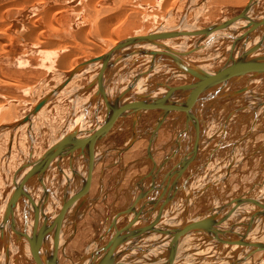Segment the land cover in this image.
<instances>
[{"label":"rangeland","instance_id":"rangeland-1","mask_svg":"<svg viewBox=\"0 0 264 264\" xmlns=\"http://www.w3.org/2000/svg\"><path fill=\"white\" fill-rule=\"evenodd\" d=\"M192 1L197 2L192 3ZM93 3H96L95 9H100L101 14L96 12L99 16L94 13V17L91 18L88 17L89 12L84 11L86 14H81L77 19L80 25L90 23L91 25L89 26H92V24L99 21L97 18L100 16V20L109 19L107 21L110 23L108 29L112 31L114 40L119 41L127 38L148 36L161 31V29L167 33L170 27L172 30V27L178 26L181 32L170 40V45L181 50V48L186 46H193L192 41H195L197 45L193 47V50H189L186 47L188 51H182L181 55L192 62V64L195 63L196 65H194L199 69L208 70V72L212 73L221 69L224 65H232L238 62V57L234 58L232 56L233 51L239 48L235 40L243 34L248 35L250 31L256 30L261 24L259 23L260 17L264 13V0H204V2L203 0H97ZM250 9L251 11H249ZM118 10L120 12L123 11V19L119 17L120 21L112 20L115 11L117 12ZM249 14L250 16H248ZM183 22H186L189 28L195 27L194 31L198 34L196 38L192 33L188 32L189 29L183 27ZM261 29L264 30V26ZM208 30H212L211 34ZM47 31L44 29L38 31V33L34 32L32 36L36 35L37 37H32L34 38L33 41L32 38H28L29 42L28 39L19 42L15 44L17 47L14 48L13 46L9 50L8 54L0 56V201L2 200L4 204L15 198L14 194L17 191V189L15 191V188H13L15 177L22 167L44 159L52 151L60 147L59 145L61 147L68 145L71 138V141H74L76 136H71L76 134L78 127L88 126L93 118L97 119L98 123L101 122L103 115L112 107L113 104L111 102L114 103L123 91L121 88L129 87L130 84L132 87L143 81L150 85L165 84L177 89L186 85L182 78L177 77L179 75L176 76L175 74L168 77L158 65L145 62L144 58L139 59L137 56H133L125 59L124 62L122 61V64L120 62L118 70H116L117 66H114L112 72L114 70L115 72L107 74L106 78L108 79L106 82L108 80L111 82L113 78L115 79V73L119 76L123 74L121 78H124V83L130 84L125 86L123 83L124 86L122 85L123 87L120 88L119 81L120 91L116 87L111 86V83L117 81V79L111 83L108 81V85L105 83L106 87H108L107 90L110 89L109 87L113 88L107 93L113 92L112 94L114 95L116 93V97L108 103L110 105L102 106V101L100 97L98 98L100 85L96 82L97 78L95 77L97 70L90 69L89 72H85L83 75H79L82 74L79 73L74 77L68 76L67 78L69 69L59 66L60 59L58 58H61V55L66 56V53H72L71 47H74V44L77 43L73 42L70 37L65 39L68 35L63 34L58 38L52 32ZM91 36L93 44L99 45L101 48H109L105 40L103 41L102 39L100 29L94 31ZM233 36L236 38L234 39ZM55 39L61 42H56ZM38 41L39 43H37ZM234 45H237V47ZM262 50L264 51V49ZM94 58V55L92 56L85 50L83 53L74 51L68 65L75 67ZM91 70H94V75ZM149 74L152 75L148 77ZM64 77L72 81L70 80L67 83V88L59 90L58 86ZM134 79L135 82L133 81ZM259 80L255 82L259 84L258 86L254 83L256 86L254 90L252 89L254 85L253 87L247 86V84L239 80V84L238 81H235L233 85H230V89H227V92L233 93V91L235 92L236 89L244 85L248 91L250 90L247 93L248 95L259 91V93H264V79L260 77ZM132 81L134 84L131 83ZM90 86H93L94 89ZM84 93H87V95ZM243 94L245 99L251 98L249 99L250 104L255 103L256 98H261V95L256 97L257 94L256 96ZM164 95L165 93H163V97ZM214 95H217L216 90L213 91L211 96ZM229 95L225 96L228 98L224 102H229L225 104L226 109H228L231 101L232 103L238 101L239 104V102L243 103L248 100L242 97L240 101L239 97L230 100L231 97L229 98ZM151 97L153 96L151 95ZM198 98L200 99L201 97ZM46 99H50V103L46 105L47 107L45 106L44 112L42 111L40 116L34 118L30 123L19 124L17 122L25 118L34 109L35 105ZM77 101L83 103L80 104ZM136 102L138 104V101ZM257 103L251 106H255ZM209 104H211L210 101ZM259 106L263 107L262 105ZM223 107L221 108L222 110L225 109ZM133 108L136 110L135 106L127 104L124 109H120L116 120L113 121L106 132L101 133L100 138L89 145H92V148H86L84 152L75 154L71 159L63 163L62 167L54 168V172L51 169L49 172L47 170V173L38 177L39 179L36 178L33 183L34 187H31L30 195L42 200L43 204L54 212L53 215L60 224H58L60 243L58 264H85L88 260L94 258L97 252L102 247H105L107 241L118 236L117 234L122 228L124 229L120 234L132 226L127 215L122 217L132 208L137 211L143 210L137 212V216L134 217L137 224L146 217L145 226H153L164 216L163 204L156 203L153 207L148 206L153 203L151 200L155 195L157 197L160 191V189L153 190V186L160 184L164 160L170 153L171 146L178 132L180 129L181 131L191 129L193 118L188 109L184 114H179V112L167 111L166 107L152 109V111L151 109L150 111L144 110L142 111L143 113L141 110L138 113ZM256 109L250 108V110L246 111L250 115L241 111L242 114L234 116L237 118L233 117L231 124L225 126L228 129L224 128L226 132L222 134H227L225 135L226 139L220 142L222 146L220 147V143L214 145L215 148L217 147V152H215L218 154L207 156L203 154L201 156L203 159L200 158L199 161L200 164L197 163L195 168L190 170V174L186 176V188L188 191L190 190L189 188L194 191L189 203V206L191 205L189 208L190 212L185 213L186 215L189 214L191 221L193 220L188 223V226L190 224L189 228L196 226V224L202 225V223L208 227L209 224H206L208 221L206 218L210 217L212 220L217 212L219 213L220 210H216L219 206L223 209L231 206L235 213L231 212L230 215L218 220L217 223L215 221L213 226L231 224L234 220L240 218L239 213L236 211L238 209L234 207L235 204L248 197L250 198V196L252 197L254 194L257 195V191L264 186V111L262 108L257 107ZM222 110L220 112L223 115L229 111ZM88 111L90 115L87 114ZM164 112L168 114L166 115ZM201 112L203 113V111ZM221 113L219 114L220 116L216 115V121L218 117L222 118ZM256 116L259 119L260 129L257 128L256 133L252 138H248V141H243L242 136L247 135V131L252 129V124L257 120ZM164 117L166 120L162 122ZM80 119L83 120L82 123L81 121L79 122ZM219 120L214 124V129L219 125ZM73 122L80 123L74 133L71 132L73 126H76L75 124L73 125ZM130 142L132 145L129 147ZM188 146H190L189 143H186L183 149H179V154ZM121 150H123V154L120 156L118 152ZM225 166L227 173L226 177H223L224 174L222 172L225 171L223 169ZM220 174L222 175L220 176ZM210 182L211 184H209ZM212 182L215 185H212ZM204 184H209V187L208 185L205 187ZM197 185L199 187L202 185L200 188L203 187V195L201 196V192L198 194L201 190L198 191L193 188ZM11 186H13L12 189L10 188ZM10 189L13 192L9 193L11 195L9 199L7 195ZM142 193L149 200L146 199L145 202L144 199H141L139 195ZM152 193H154L153 196ZM180 202L181 200L176 203L180 206ZM141 203L148 206V208L143 209ZM39 207L42 208V206ZM0 208L4 209L2 206ZM32 209L24 208V211L18 212L17 216L14 217L18 218V220L14 221V226L12 225L10 229L11 238L6 245L8 247L6 248L4 243L0 242V253L3 249L10 248L11 255L9 256H11V259L9 260L10 262L7 259L8 263L6 264H43V247L45 245L41 240L44 238L43 233H46L44 222H47V216L43 218L45 220L43 222V220L39 219V213L36 209ZM181 211H183L182 208ZM248 213L251 215L252 211L249 210ZM205 220L207 221L205 222ZM260 223L264 224V219ZM258 225L255 226L253 235L256 236L255 231L256 233L259 231L260 233H258L262 234L260 239L264 240V225L263 227ZM171 236L173 235L166 234L165 237ZM210 240L212 239L209 236L203 234H198L193 239L189 237V243L183 244V248L182 246L180 247L182 250L178 251L175 257L169 259V262L170 260L173 261L170 264H264V252L257 251L251 257L245 258L235 252L232 253V250L228 248V251L222 246L220 248L218 244L210 242ZM190 241H194V243ZM186 250H189V252L187 253ZM153 251L150 255L158 257L161 253V250ZM2 258L0 257V264H5L3 261L1 262ZM176 258H179V260Z\"/></svg>","mask_w":264,"mask_h":264},{"label":"bare ground","instance_id":"bare-ground-1","mask_svg":"<svg viewBox=\"0 0 264 264\" xmlns=\"http://www.w3.org/2000/svg\"><path fill=\"white\" fill-rule=\"evenodd\" d=\"M96 1L97 0H0V56H3L6 53L8 54V52H10L9 50L11 48H13V46H14V48L17 47V46H15V44L22 42L24 40H27L28 38L37 37L36 35L32 36V34L34 32L38 33V31H40V30H44V29L48 30V31L52 32L54 34V36H58V38L60 37V35H63V34L68 35V37L66 36L67 38H65V39H68L70 37V38H72L73 42L78 44V45L74 44V47H71L72 48L71 51H73V52L77 51V52L83 53L85 50V51L89 52L90 54H92V56L94 55L95 58L90 59V61H87L85 63L78 64L74 67L72 65H68L70 57L73 56V52L72 53H66L67 54L66 56L61 55L60 56L61 58H58V59H60L59 66H62L64 68L67 67V70L69 69L67 78H68V76L74 77L76 74H79V73H82L79 75H83V73L89 72L90 69L97 70V72H96L97 74L95 75V77L97 79L95 77L94 78L97 80L96 82H98L100 85L98 98L100 97V99L102 101V106H105V107H106V105H110L108 103L111 102V100L113 101V99L116 97V93L114 95V94H112L113 93L112 91H110L112 93H107V91L109 92V90L112 88V87H109L110 89L107 90L108 87H106V86L108 85V81H109L108 80L106 82V80L108 79V78H106L107 74H112L113 72H115V70L112 72V69L114 68V66H117L116 70H118V68H119L118 65H120L119 64L120 62L122 64V61L124 62L125 59L131 58L133 56H137V58H139V59L144 58L145 62H151V63H154L155 65H158L160 68H162V70H163L162 72L165 73V75H167L168 77L174 76L175 74H176V76L179 75L177 77L182 78L185 81L186 85L177 89L174 87L167 86L165 84L150 85V84H146L143 81V82L135 84L132 87L130 86L131 85L130 83H127V84H130L129 87H125L123 89V88H121L124 86L123 85L124 78H121V76H123V74L121 76H119V75L114 73V76L116 75L115 79H117V81L112 82L115 79L113 77H111V78H113V80L111 81L112 83L110 81L109 82L112 84L111 86L116 87L117 90H120V88H121L123 91L119 95L118 99L116 101L114 100L115 101L114 103L111 102L113 105H112V107H110L109 111L106 112L107 109H106V111H104V112H106V114L104 113L105 115H103L101 122L98 123V120L93 118L92 121L88 124V126L92 125L91 127H88V126L78 127L77 131H76L77 125H80V123L73 122V125L74 124L76 125L75 127L72 125L73 130L71 131L73 133L76 131V134L71 136V137L76 136L74 141H71L72 138L70 137L71 138L70 142L69 143L67 142L68 145L63 146V147H61V145H59L60 147H58L56 150L52 151L48 156H46L44 159H42L45 161L44 165H40V161H42V160H39L33 164H28V165L22 167L20 169V171L17 173V175L15 177L14 187L13 186L10 187L11 189H12V187L15 188V191L17 189L16 192L14 191L15 192L14 195L16 198H12V200H10V202H7V204H4L2 200L0 201V206L4 207V209L0 208V242L2 241L5 245V247L7 248L8 246H6V245L9 243V240L11 238L10 229H11L12 225L14 226V224H13L14 221L18 220V218H14V217L17 216L18 212L24 211L23 210L24 208L25 209L28 208V210H30V209L33 210L32 208H34L39 213V219L43 220V218L44 217L46 218V216H47V222L45 220H43V222L45 221L44 224L46 225V233H43L44 238H43V240H41V241H43V244L45 245V247H43L44 252H43V261L42 262H43V264H58V256H59L58 249L60 246L59 235H58V233H59L58 224L59 223L56 220L55 216L53 215L54 212H52L47 206H45L43 204L42 200H40L36 197H33L34 195L33 196L30 195L31 189L34 187L33 183L36 180V178L42 176L41 174L47 173V170H48V172L51 170H52V172H54L53 171L54 168L62 167L63 163H65L68 159H71L75 154H77V153L79 154L81 152H84V150L86 148H88V149L92 148L93 146L92 145L89 146V145L91 143H93V141L96 142L97 139L100 138L101 133L103 134L104 132H106V130L113 123V121L116 120V116L118 115L119 110L122 108L124 109V107L127 104L130 106L133 105V107L135 106L137 111L134 110V108H133V110L138 112V113L140 110H141V112L144 110L150 111V109L152 111V109H162V108L166 107L167 111L179 112V114L180 113L184 114L187 111L186 109H184V105H188L185 107H188L187 109L191 113V116L193 118L192 128L189 129V126H188L189 130L181 131V129H180V131L178 132V135L176 136V139L174 140L173 145L171 146V151H170V153H168V156L164 160V163H163L164 165L162 166V171H161L162 172L161 173L162 179H160V184H157V186L156 185L153 186V190L154 189H156V190L160 189V191H159V193L157 192L158 193L157 197L155 195L153 197V199L151 200V202H153V203L148 205L150 207H153V205L156 203L163 204L162 209H164V216L165 217L162 216L160 218L159 222L157 224L155 223V225H153L154 223L152 222L153 226H145V224L147 222L146 217L139 224H137L135 222V219H134V217L137 216L136 213L143 211V210L139 209L140 211H137L134 208L130 209V211L128 213L124 214L122 217L127 215V217L130 218L129 220L132 223L131 224L132 226L129 229L123 231L121 233V235L119 234L120 236H117L116 238H114V245L111 249L107 246L102 247V249H100L97 252L95 257L88 260L87 263H85V264H93V263L100 261V259L103 258V255L105 253H107L109 251V249L111 250L110 258L108 260L109 263L114 262V264H156V263H158V264H170V262H173V261L170 260V262H169V259H172L173 257H175V255H177V252L182 250L180 247L182 246V248H183V244L188 242L189 237L191 238L192 236H194L196 234L207 235L212 239V240H210V242H214V243L218 244L220 246V248H222V247L226 248V249L228 248L229 250H232V253L235 252L239 255L244 256L245 258L251 257V255L255 254L257 251L264 252V240L260 239V236L262 234H259L260 233L259 231H257V233L255 231L256 236L253 235L254 234L253 231L256 228L255 226H257L259 224L258 226L262 227L264 225V224L261 225L260 221L258 222V220L260 218H264V186H262L259 189V191H257L258 192L257 195L254 194L252 197L250 196V198L248 197L247 199L239 202L238 204H235V206L233 205L234 207H236V209H238L236 211H237V213H239L238 215L240 218H238L237 220H234V222H232L231 224H228L227 222H225L223 220L228 225L223 224V225L213 226V223L215 221L217 223L218 220H220V219L222 220V219L226 218V216L230 215L231 212L235 213L234 212L235 210H233V207H231V206L226 207L225 209L221 208V206L217 207L216 210L217 211L220 210L219 213L217 212V214L212 218V220L210 217L206 218L208 221L205 220V222L207 221L206 224L207 225L209 224L208 227L205 226L204 223H202V225L196 224V226H192L189 228L190 224L188 226V223L192 222L193 220L191 221L190 220L191 218L189 219V217H190V216H188L189 214L188 215L185 214L186 212H190L189 208L191 205L189 206V203H190V199L192 198V195H193L192 193L194 192L191 190V188H189L190 189L189 191L186 188L187 186H186L185 179H186V176H188L190 174V172H191L190 170L195 168V165L197 163H199L200 158H201V156H203V154H205L206 156L207 155H215V153L217 152L216 151L217 147L215 148L214 145L219 144L220 142H222L226 139L225 135L227 133L225 135L222 133L226 132V131H224L226 129L225 126L226 125L229 126V124H231L230 122H232L234 116H238L239 114H242V112L247 113L246 111L250 110V108L256 109L259 105L264 106V93H259L260 91L258 93H255V94H257V97H258V95H261V99H262L261 101L262 102L256 104L255 106H251L252 104H255V103L250 104L249 99H251V98H249V99L247 98L248 100L245 99V96L243 93L247 94V93H249L250 90L248 91L247 87H245L244 85L243 86L240 85L241 87L239 89H236L235 92L233 91V93L230 92L231 94L229 92H227V89H230V85L231 84L233 85V83H235V81H238V84H239V80H241L244 84H247V86L250 85L253 87V85H254L253 88L249 87V88H252L254 90L256 87L255 84H257V86L259 85L258 83H255V82H258L260 77H262V79H264V67L252 68L251 70H248L245 72H237V71L233 70V66H237V65L243 64V63L252 62V63H257V65H259V66L264 65V51L262 50V49H264V41H263L264 40V30L261 29V27L264 26V13H263V16L260 17L259 23H261V24H259L260 26H258L256 28V30L250 31L248 33V35L243 34L240 37H238L237 40H235V42L238 44L239 48L233 51L232 56H234V58L238 57V59H239L238 62H236L235 64H232V65H226V66L224 65V67H222L221 69L212 73V72H208V70L199 69L198 67L195 66L196 65L195 63H194L195 65L192 64V62H190L188 59H185V57L181 55L182 51L187 52L188 49L193 50V47H195V45H197L195 41L191 40L194 45L193 46L189 45L188 47L186 46L188 49L186 47H184V48H181V50H180L177 47L170 45L171 44L170 40L172 38H174L177 33L179 34L181 32L180 28L178 26L172 27V30L170 27V29H169V31H167V33L163 32V30L161 29V31H157L156 33H152L151 35L149 34L148 36H146V37L150 38L149 40L141 38V37H145V36H140V38H138V37L129 38V39L124 38L125 40L119 41L116 39L114 40V38L112 37V31L108 29V26H110V23H108L107 21H109V19L100 20V17H101L100 16L99 18H97V20L99 19V21L98 22L96 21L97 23L92 24V26H89V25H91L90 23L80 25V23L77 21V19L80 17L81 14L83 15V14H86V12H89L88 17H91V18L94 17L93 15L96 12L98 14H101L100 9H95L96 3H93V2H96ZM194 2L196 3L197 1H192V3H194ZM203 2H204V0H203ZM119 10H121V9H119ZM119 10L117 12L115 11L114 17H112L113 18L112 20H114V19H115V21L119 20V17H120V19L121 18L123 19V15H122L123 11L120 12ZM84 11H86V12L84 13ZM249 11H251V9ZM248 16H250V14ZM84 23H86V22H84ZM191 26H193V25H191ZM183 27H185V29H189L188 32L192 33V35H194L195 38L198 36V34L194 31L195 27L189 28L187 26L186 22L185 23L183 22ZM99 29H100V34L103 37L102 38L103 41L105 40V42L108 44L109 48H106V47L101 48L99 45L93 44V41L91 40V37H92L91 34L94 31H98ZM257 29H258V31H257ZM212 30H208L210 32V34H211ZM40 33H42V32H40ZM234 36H233V38H234ZM33 39L34 38H32V41H33ZM37 40H39V38H37ZM29 41L30 40L28 39V42ZM58 41H60V40H58ZM58 41L56 40V42H58ZM64 42H65V40H64ZM67 42H69V41H67ZM37 43H39V41ZM235 47H237V45ZM260 47H262L261 50H260ZM47 48H49V47L47 46ZM233 49H235V48H233ZM68 54H70V55H68ZM205 68H207V67H205ZM94 70H91V73L93 75H94V73H93ZM219 71H222V73L225 72L226 74L219 77L220 76V73H218ZM86 75H87V73H86ZM151 75L152 74H149L148 77H150ZM214 75H218V77H215ZM91 77H92V75H91ZM67 78L64 77V79H63L64 82L62 81L60 83V85L58 86L59 90H62L63 88H65L67 86V83L71 80V79L68 80ZM90 79L95 80L93 78H90ZM129 81H131V80H129ZM133 81L135 82V79ZM133 81L131 83H133ZM138 81H140V80H138ZM118 82L120 83V88H119ZM126 82H128V81H126ZM105 83H107V85ZM127 84H125V86ZM95 85H96V83H95ZM189 85L191 88L188 87ZM90 87H92L94 89L93 86H90ZM92 88H91V90H92ZM115 90H113V91H115ZM214 90L217 91V95L211 96ZM246 91H248V92H246ZM163 93H165L164 97H163ZM84 94L87 95V93H84ZM251 94H253V92ZM251 94H249V95H251ZM151 95L153 97H151ZM227 95H229V98L231 97L230 100H232V98L236 99L237 97H239L238 99L240 101V98L242 97L243 99H245L247 101L243 102V100L241 99L243 103L239 102V104H238V101H236V103H234V102L232 103V101H231L228 109H226L225 104L229 103V102H224V101H227L228 97L227 98L225 97ZM198 97H201L200 99H203V101L201 102V100ZM223 99H226V100H223ZM85 101H87V100H85ZM136 101H138L139 105L137 104ZM209 101L211 104H209ZM228 101H229V99H228ZM77 102L80 104L83 103L81 101H77ZM49 103H50V99L43 100L40 104L35 105L34 109L25 118H23L22 120L17 121V122H19V124L30 123L31 121L34 120V118H36L42 114L41 112L43 111L45 106ZM76 106H78V105H76ZM76 106H74V107H76ZM223 106L225 107L226 110H229V111L225 112L224 115L220 112V110H222L221 108ZM208 107H210V109H208ZM225 109H223V110H225ZM262 109H264V108H262ZM85 111H87V110H85ZM201 111H203V113ZM189 112H187V113H189ZM82 113H83V110H82ZM164 113H166V115L168 114L167 112H164ZM220 113L222 114V118L218 117V119H220L219 120L220 123L218 125L219 127H216V128H218L216 130L217 133L214 135L213 134L214 131L212 130L213 126H214L213 124H215L218 121V119L216 121V115H219ZM83 114L85 115V112ZM87 114L90 115V112L88 111ZM247 114H249V113H247ZM234 118L236 119L237 117H234ZM247 118H249V117H247ZM80 121H81V123L83 122V120H81V119L79 120V122ZM19 124L17 123V125H19ZM257 124L258 123H256V122H254L252 124L253 125L252 129L247 131V133L249 135L247 134V135L242 137L243 141H248V138L250 139L253 137V135L256 133L257 128H259L257 126ZM86 127H88V128H86ZM71 132H69V133H71ZM154 134H155V132H154ZM65 135H67V134H65ZM63 142H64V140H63ZM131 142L129 144V147L132 145ZM186 143H189L190 146H188L186 149L181 151V153L179 154V151H180L179 149H183V147L185 146ZM220 144H221L220 145V147H221L222 143H220ZM238 145H239V142H238ZM244 145H245V143H244ZM151 149H153V148L151 147ZM123 150L119 151L118 155L121 156L123 154ZM218 151H220V150H218ZM216 154H218V153H216ZM102 156H103V154H102ZM235 156H236V154H235ZM201 159H203V158H201ZM207 159H208V157H207ZM209 159H211V158H209ZM234 159H235V157H234ZM236 161H238V160H236ZM163 167H164V169H163ZM223 169L225 171L222 170L224 172H222V171L221 172H222V174H224L223 177H226V173H227L226 166ZM217 171H218V169H217ZM31 172H33V173H31ZM158 174H159V172H158ZM222 174H220V176ZM194 176H196V175H194ZM147 178H150V177H147ZM213 182H214V180H213ZM213 182H212V185H215ZM209 184H211V182ZM209 184H206V185L204 184V185H205V187L207 185L209 187ZM200 187L197 185L193 188H194V190H198V191L201 190L199 192L197 191L198 194L201 192L200 193V196H201V195H203L202 194V190H203L202 188L203 187L202 188H200ZM11 189L8 190L9 192L7 191L8 192L7 198H9V199L11 198L10 197L11 195H9V193L13 192V190L11 191ZM182 191L184 192V196L181 197ZM197 192H195V193H197ZM153 195H154V193H152V196ZM139 197L141 199H144L146 202L147 198L145 197L144 193L140 194ZM178 199L181 200L180 206H178L179 204H177L179 201ZM147 200H149V199H147ZM37 205L42 206V208L37 206ZM141 205H142L143 209L148 208V206H146L145 204L141 203ZM181 208L183 211H181ZM247 209L252 211L251 215H249L250 213H248L249 210H247ZM234 217H236V216H234ZM209 218H210V220H209ZM232 219H234V218H232ZM18 223H19V221H18ZM16 225H18V224H16ZM228 230H229V233L227 232ZM166 234H170L173 236L165 237ZM258 235H259V237H258ZM193 238L194 237H192V239ZM204 240H206V239H204ZM110 241H112V240H110ZM194 241H197V240H194ZM194 241H190V242L194 243ZM54 242H57L56 248L53 245ZM157 243H159V245L161 247L165 248L164 250H161V253L158 257L154 256V255H150L151 252H154L153 251L154 248L156 251L159 250ZM215 246H217V245H215ZM199 248H201V247H199ZM228 249H227V251H228ZM201 250H203V249H201ZM186 251H187V253L189 252V250H186ZM186 251H185V253H186ZM191 251H192V249H191ZM2 253H3V256H2ZM124 253H127V255H125ZM0 254H1L0 257L1 258L3 257L1 259V262L3 261V263H5V264L8 263L7 259H8V261L11 259V256H9V255H11L10 248H8L6 250L3 249V251H1ZM231 255H233V254H231ZM21 257H23V256H21ZM208 257H209V255H208ZM231 258H232V256H231ZM176 259L179 260V258H176ZM244 261L246 263L245 259H244ZM79 264H81V263H79Z\"/></svg>","mask_w":264,"mask_h":264},{"label":"water","instance_id":"water-1","mask_svg":"<svg viewBox=\"0 0 264 264\" xmlns=\"http://www.w3.org/2000/svg\"><path fill=\"white\" fill-rule=\"evenodd\" d=\"M138 38H140V37H138ZM142 39H150V38H148V37H141ZM260 67H264V65L263 66H259V65H257V63H252V62H250V63H243V64H239V65H237V66H233V70H235V71H237V72H245V71H248V70H251L252 68H260ZM218 73H220V76L219 77H221V76H223L224 74H226L225 72H223L222 73V71H219ZM215 77H218V75H214ZM188 87H190V85L188 86ZM191 88V87H190ZM44 163H45V161L44 160H42V161H40V165H44ZM39 166V165H38ZM16 198V197H15ZM124 228H122V230H123ZM121 230V231H122ZM211 230V229H210ZM120 231V232H121ZM120 232L117 234L118 236H120L121 234H120ZM120 234V235H119ZM54 247L56 248L57 247V242H54ZM113 245H114V239H112V241H107V243L105 244V246H107V247H109L110 249L113 247ZM54 248V249H55ZM109 249V251L107 252V253H105L104 255H103V258L102 259H100V261H98V262H96V263H93V264H114V262H111V263H109L108 262V260H109V258H110V254H111V250ZM125 252V251H124ZM125 255H127V253H124Z\"/></svg>","mask_w":264,"mask_h":264},{"label":"crops","instance_id":"crops-1","mask_svg":"<svg viewBox=\"0 0 264 264\" xmlns=\"http://www.w3.org/2000/svg\"><path fill=\"white\" fill-rule=\"evenodd\" d=\"M261 56H262V55H261ZM253 95H254V94H253ZM255 95H256V94H255ZM255 95H254V96H255ZM256 97H257V96H256ZM256 97H255V98H256ZM261 100H262L261 98H258V99L256 98V101H257L258 103L262 102ZM202 101H203V99L201 100V102H202ZM256 101H255V103H257ZM258 103H257V104H258ZM202 104H203V103H202ZM187 106H188V105H187ZM184 108L187 110V108H186L185 106H184ZM258 108L261 109V108H264V106H263V107L258 106ZM208 109H210V107H208ZM256 110H257V109H256ZM258 110H259V109H258ZM160 111H161V110H160ZM263 111H264V109H263ZM161 112H162V111H161ZM258 112H259V111H258ZM165 117H166V116H165ZM165 117H164V119H163V122L166 120ZM190 117H191V116H190ZM256 117H257V120H255V121H256V123H258V120H259V119H258V116H256ZM253 121H254V120H253ZM213 125H214V124H213ZM257 126L259 127L260 124H257ZM217 127H219V126H217ZM217 129H218V128H215V129L213 128V129H212V130L214 131V133H213L214 135L217 133V131H216ZM156 133H157V132H156ZM242 137H243V136H242ZM238 142H239V141H238ZM185 193H186V192H185ZM182 196H184V192H183V191H182V195H181V197H182ZM178 206H179V205H178ZM183 206H184V205H183ZM263 219H264V218H260V219L258 220V222H259V221L261 222V220H263ZM261 225H262V224H261ZM262 227H263V226H262ZM227 232L229 233V230H228ZM194 236H198V234H196V235H194ZM194 236H192V237H194ZM157 246H158V249H159V250H164V249H165L164 247H161V246L159 245V243H157ZM154 250H155V248H154Z\"/></svg>","mask_w":264,"mask_h":264},{"label":"flooded vegetation","instance_id":"flooded-vegetation-1","mask_svg":"<svg viewBox=\"0 0 264 264\" xmlns=\"http://www.w3.org/2000/svg\"><path fill=\"white\" fill-rule=\"evenodd\" d=\"M26 232V231H25Z\"/></svg>","mask_w":264,"mask_h":264}]
</instances>
